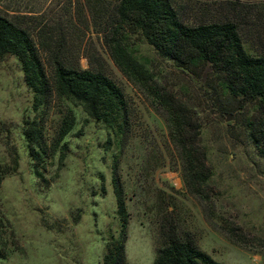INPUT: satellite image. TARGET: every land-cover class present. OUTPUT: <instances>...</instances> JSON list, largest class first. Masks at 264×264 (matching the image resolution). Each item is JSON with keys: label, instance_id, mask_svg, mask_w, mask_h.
Instances as JSON below:
<instances>
[{"label": "rangeland", "instance_id": "1", "mask_svg": "<svg viewBox=\"0 0 264 264\" xmlns=\"http://www.w3.org/2000/svg\"><path fill=\"white\" fill-rule=\"evenodd\" d=\"M10 1L0 0V10ZM35 1L47 8L48 16L60 19L71 60L78 58L83 69L88 56L100 61L126 99L128 125L117 137L81 106L54 96L34 111L17 59L6 55L0 60V167L5 173L0 264H103L105 246L122 234L125 264H155L168 237L162 233L169 232L188 237L219 264H263L264 158L251 133L264 127V111L256 102L226 95L204 67L181 70L139 33L129 35L132 53L149 68L160 90L184 104L200 127L199 148L209 178L192 191L184 184L183 160L161 112L119 71L102 42L98 16L117 0H24L18 8H32ZM173 1L187 22L225 18L228 1L264 5V0ZM252 10H245L248 16ZM246 15L242 12L241 31L252 40L246 49L262 51L264 44L251 35ZM69 114L74 123L60 139ZM32 121L43 143L37 161L29 156L23 135ZM114 178L125 203L124 232Z\"/></svg>", "mask_w": 264, "mask_h": 264}, {"label": "trees", "instance_id": "2", "mask_svg": "<svg viewBox=\"0 0 264 264\" xmlns=\"http://www.w3.org/2000/svg\"><path fill=\"white\" fill-rule=\"evenodd\" d=\"M23 1L12 0L0 10V60L6 55L17 59L25 85L32 93V109L37 111L54 96L81 106L90 119L119 137L128 125L127 102L121 89L95 57H87V69L80 66L78 58L71 60L60 19L48 16L47 8L37 1L32 8H18ZM225 4L229 9L225 18L200 22L185 21L182 7L173 0H117L98 16L99 33L114 65L161 112L183 160L184 184L195 192L209 178L205 153L199 148L200 127L184 104L160 90L149 68L132 53L127 39L139 33L159 56L181 70L192 73L193 69L204 67L226 95L256 102L264 111V50L250 53L246 45H251L252 40L241 31V15L246 12L253 26L251 35L264 44V5L254 2L245 6L238 1ZM249 8L254 9L250 11L251 17L245 11ZM43 57L51 69V80ZM73 121L71 114L65 117L60 139L70 132ZM37 128L32 121L23 130L29 156L34 161L41 158L43 149ZM251 138L259 156L264 158V127L253 130ZM4 175L0 167V184ZM117 181L114 178L112 183L124 232L126 209ZM162 236L168 237L157 250L155 264H219L188 237L174 232ZM124 243L123 234L112 238L105 246L103 264H125Z\"/></svg>", "mask_w": 264, "mask_h": 264}]
</instances>
